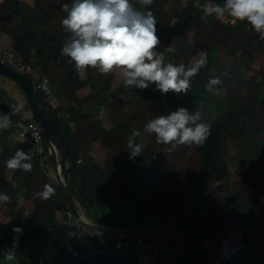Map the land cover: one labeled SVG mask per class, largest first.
<instances>
[{"label": "trees", "instance_id": "1", "mask_svg": "<svg viewBox=\"0 0 264 264\" xmlns=\"http://www.w3.org/2000/svg\"><path fill=\"white\" fill-rule=\"evenodd\" d=\"M17 1L0 2V37L23 63L32 66L27 77L39 72L55 93L56 78L62 76L55 106L42 89L36 90V97L44 117L59 130L56 116L61 108L68 110L70 134L64 141L71 162L67 168L69 188L75 198L87 207L100 202L117 205L131 199L145 212L148 224H167L174 217L179 223L229 234L235 251L221 264H239L237 259L242 256V264H264V40L251 25L247 21L232 24L214 16L201 19L205 7L194 2L153 0L146 8L135 4L152 14L156 3L163 5L162 20L156 28L160 40L156 51L164 54L166 62L187 66L203 50L207 52V65L192 79L186 94H163L153 90L155 84L144 91L131 92L118 71L107 75L90 67L77 71L69 58L60 55L69 35L61 23L67 15L63 5H70L72 0H32L25 9L12 12ZM213 78L221 81L214 86L215 94L207 90ZM113 88L116 90L110 93ZM180 107L199 112L200 122L211 125V134L201 146L179 145L169 151L171 146L158 143L155 134L146 132L144 126ZM0 112L11 121L22 116L5 101L0 102ZM243 117L248 125L243 124ZM118 122L129 126L127 137L113 129ZM227 130L249 141L260 136L261 155L249 157L238 151L226 158L223 132ZM10 132L11 126L0 130V193L5 194L6 188L12 190L8 201H0V228L19 227L22 235L14 261L5 260L3 251L11 247L16 233L11 239L0 237V264H142L144 250L140 246L123 249L116 255L98 256L82 243L92 239L89 229L79 222L66 228L65 213L71 207L65 188L54 176L53 156L48 151L43 158L30 156L25 161L32 165L30 172L9 169L5 162L18 150L27 154L16 135L13 144H2ZM133 133H139L135 143L141 144L143 151L130 159L129 139ZM43 134L47 142L48 136L44 131ZM86 143L90 148L85 164L78 167L80 148ZM157 146L161 150L159 181L164 192L159 186L150 188L143 180L149 172L146 163L151 166V152ZM233 166L242 168L244 175L232 182L239 191L227 204L221 191L231 184ZM84 171L90 176L89 185L83 183ZM46 185L54 189V195L42 199L38 194ZM199 188H204L215 204L214 215L195 212L204 205L194 196ZM96 223L112 226L110 220ZM164 236L173 248L174 264H217L220 238L188 232ZM41 238L49 241V246L32 261L27 253L39 245ZM94 244L111 247L114 241L103 236Z\"/></svg>", "mask_w": 264, "mask_h": 264}, {"label": "clouds", "instance_id": "2", "mask_svg": "<svg viewBox=\"0 0 264 264\" xmlns=\"http://www.w3.org/2000/svg\"><path fill=\"white\" fill-rule=\"evenodd\" d=\"M153 3V0H72L64 4L63 11L67 14L61 23L64 31L69 33L60 55L69 58L77 71L95 68L101 74L118 71L123 83L130 87L146 90L155 84V90L163 94L172 91L176 94L190 92L192 79L202 67L207 65V52L200 50L194 63L185 65L166 62L163 53L156 51L160 45L156 35V20L148 11H141ZM201 19L214 16L219 20L230 18V22L247 21L252 30L264 40V0H223V3L210 0V6L203 9ZM171 49H169L170 51ZM221 81L213 78L207 90L215 94L214 86ZM199 112H189L180 107L168 115H160L148 121L144 129L154 133L158 143L170 145L169 151L179 145L201 146L211 134V125L200 122ZM10 119L0 115V130L10 126ZM133 133L129 139L130 159L141 155L143 146L135 143ZM30 156L23 150L5 163L9 169L32 170L28 161ZM42 199L54 195V189L45 186L38 194ZM8 195L0 193V201H8ZM16 233L11 247L3 251L7 261L16 259L19 236L22 229L14 227Z\"/></svg>", "mask_w": 264, "mask_h": 264}, {"label": "crops", "instance_id": "3", "mask_svg": "<svg viewBox=\"0 0 264 264\" xmlns=\"http://www.w3.org/2000/svg\"><path fill=\"white\" fill-rule=\"evenodd\" d=\"M184 2H194L196 4H199L200 6L206 7V6H210V0H181ZM32 0H18L16 3H14L11 7V11L12 12H16L18 10L21 9H25L27 7V5L29 3H31ZM214 2H218V3H223L220 0H214ZM164 11V7L161 3H156L155 8L153 9V16L155 17L156 20V28L160 25L161 20H162V14ZM262 49L258 50L257 52H255L253 54V56H251L249 59H252L254 56L257 55V53H260ZM0 61H1V57H0ZM85 70H89V68L85 69ZM1 73V72H0ZM4 74V73H2ZM5 75V74H4ZM7 76V75H5ZM1 78V75H0ZM62 79L61 77H57L56 78V91H55V98L57 99V97H59L60 95V80ZM15 83H12V94L8 93L6 90L1 89L0 90V102H7L8 104L14 106L20 113L22 116H26V113L28 112L27 109V98L26 95L24 93V90L21 86V84L19 82H17L16 80H14ZM262 88L264 89V82L262 83ZM128 89L131 92L134 91H144L135 87H130L128 86ZM116 89H110L109 92L112 93L114 92ZM221 94L224 96L226 94V92H221ZM55 105H56V101H55ZM67 113L68 110L65 108H61L60 113L56 116V121L57 123L60 125V130L58 129V133H61L63 138L65 136H68L70 134V126L68 124V121L66 119L67 117ZM4 115V114H2ZM27 117V116H26ZM242 122L244 125H248V120L247 118L243 117L242 118ZM114 130L118 131L119 133L123 134L125 137L128 136L129 133V126L126 123L123 122H118L114 125L113 127ZM58 133L54 134V133H49L48 135V153L50 155L53 156L54 159V165L52 167L53 169V173L54 176L58 182V184L63 187L66 188V183H65V175H64V170L70 167L71 162L69 157L67 158L66 162H64V154H65V149L64 151H61V144L58 141ZM224 135V145H223V150H224V154L226 156V158H230L232 157L235 153H237L238 151H242L246 156H252V155H261V150L263 147V140L260 136H257L254 138L253 141H249L247 140L243 135L241 134H237L232 130H227L223 132ZM52 137V138H51ZM56 137V138H55ZM58 137V138H57ZM52 139V140H51ZM55 141H54V140ZM143 141H146V137H142L141 138ZM51 141V142H50ZM15 142V133L12 131L9 134H7L3 140H2V144L6 145V144H13ZM56 142V143H55ZM50 143H53L56 147H57V154L53 153L50 149ZM59 148V149H58ZM90 148L89 143L84 144L81 148H80V156H79V160L77 162V166L78 167H82L85 164V159H86V154L88 152ZM60 150V151H59ZM62 154V155H61ZM161 155V150L160 148L157 146L155 147L152 152H151V156H152V161H151V166L148 165V163H146L149 172H146L143 176V180L146 184H148V186L151 187H157L159 186L160 190L162 192H164L163 187H161L160 185V181H159V177L161 175V171H160V167L158 166V158ZM57 156V157H56ZM60 163L61 166V172H62V178L58 175L57 169H56V165L57 163ZM145 165V166H146ZM233 170V174H232V180H231V184L224 188L221 191V196L226 198V203L229 204L231 201V197L232 195L239 191V188H236L232 182L235 181L236 179L242 177L244 175V170L238 166H233L232 167ZM83 183L84 185H89L90 184V176L88 175L87 172L84 171L83 174ZM181 188L184 190L185 189V185H182ZM6 195H11L12 194V190L9 188L5 189L4 192ZM74 196V195H73ZM194 196L198 199H201L204 202V205L202 207H198L195 212H203V211H208L211 215L215 214L216 211V206L215 204L207 197L206 194V190L204 188H199ZM75 198V196H74ZM76 202H77V207H78V203H81L77 198H75ZM99 203H97L98 205ZM82 210L84 212V208H89L87 206L82 205ZM120 206V210H125V211H130L132 212L134 203L131 199H128L120 204H117L116 207ZM94 207V206H92ZM137 207V206H135ZM125 208V209H124ZM139 208V207H137ZM140 209V208H139ZM141 210V209H140ZM142 213L139 214L138 217H141V220L138 222V217L133 218V224H130L127 226V228L132 227L134 225H142V224H146L148 222V219L146 217V214L143 210H141ZM85 216L88 219H94L93 216H88L85 212H84ZM243 214V213H241ZM182 215L186 216V212L183 211ZM99 218H101L99 215H97ZM132 217V216H130ZM177 219H175L174 217H171L168 219L167 223H177ZM111 227H116L119 229H123L120 226H115L112 224ZM124 228V229H127ZM98 232V231H96ZM173 233H177V232H173ZM97 235H99L100 237L103 238V236H107L112 237L114 236L115 232H98L96 233ZM13 235V230L7 227H3L0 228V237H4V236H8L10 239L12 238ZM230 242V241H229ZM221 251H220V255L217 261V264H221L224 260L229 259L230 257H232L235 249L232 247L231 243H229V249L227 250H223L224 249V245H223V240H221ZM49 246V241H47L45 238H41L39 241V245L36 248H32L29 250V252L27 253V257L32 260L35 261L38 259V257L40 256V254L45 251ZM40 247H43L42 249ZM40 248V249H39ZM39 249V256L37 258L31 259L30 258V252L31 250H36ZM144 250V249H143ZM225 256L223 258V260L221 261L222 256ZM202 256V255H200ZM238 263L242 264L244 261V256L239 257L238 259ZM142 264H156V262L150 257V255L144 250V256H143V262Z\"/></svg>", "mask_w": 264, "mask_h": 264}, {"label": "built area", "instance_id": "4", "mask_svg": "<svg viewBox=\"0 0 264 264\" xmlns=\"http://www.w3.org/2000/svg\"><path fill=\"white\" fill-rule=\"evenodd\" d=\"M4 0H0L3 2ZM208 7V6H206ZM230 22V18L224 20ZM231 23V22H230ZM0 57L1 61L8 64L17 72L26 75L32 72V66L23 63L20 57L15 51L9 49L0 37ZM35 83L37 89H42L51 98L52 105L55 106V93L52 87L43 79V76L39 72H33L31 78ZM0 115L2 113L0 112ZM11 121V120H10ZM10 126L12 131L17 136L19 142L24 146L27 154L35 158H43L48 151V144L44 139L43 128L32 117L21 116L11 121ZM78 209L83 220L91 222V219H87L85 216L81 203H78ZM78 222L75 212L71 209L65 213L64 225L66 228L71 227ZM88 229V228H87ZM89 234L92 239L89 241H82L84 245L98 256L116 255L123 249L130 248L132 246H140L144 249L150 257L156 262V264H174V252L170 243L167 241L163 233L159 234H147L142 236H134L127 232H115L114 236L109 239L114 241L113 246L105 247L98 244H94V241H100L103 238L97 235L96 231L89 229Z\"/></svg>", "mask_w": 264, "mask_h": 264}, {"label": "water", "instance_id": "5", "mask_svg": "<svg viewBox=\"0 0 264 264\" xmlns=\"http://www.w3.org/2000/svg\"><path fill=\"white\" fill-rule=\"evenodd\" d=\"M223 2V0H220ZM0 72L4 73L5 75L13 78L17 82H19L24 90V93L26 95L27 101L29 108L32 112L33 117L37 120V122L42 126L44 132L48 136L49 133H51V129L55 128L58 133V128L52 125L47 121V119L44 117L40 107L39 103L37 101L36 97V86L33 80L30 77H27L26 75H23L19 72H17L15 69L10 67L8 64L0 61ZM59 138L62 140L65 146V154H64V162H66L68 156L67 153V145L64 141V138L61 133H58ZM48 144V142H47ZM64 175H65V183H66V188H65V194L67 197V200L69 202L70 207L72 210L75 212L78 222L81 223L84 227L98 231V232H127L131 235L134 236H142V235H147V234H159V233H173V232H188V233H197V234H202L205 236H212V237H218L221 240L227 239L230 241L232 247L235 249V244L233 240L231 239L230 235L227 233H221L219 231L215 230H208V229H203L200 227H195L183 223H167V224H162V223H157V224H142V225H134L132 227H129L127 229H119L116 227H111V226H106V225H99V224H94L92 222H87L82 219L79 209L77 207V202L69 188V181H68V174L67 170H64Z\"/></svg>", "mask_w": 264, "mask_h": 264}, {"label": "rangeland", "instance_id": "6", "mask_svg": "<svg viewBox=\"0 0 264 264\" xmlns=\"http://www.w3.org/2000/svg\"><path fill=\"white\" fill-rule=\"evenodd\" d=\"M1 78H0V90H6L8 93L12 94L13 88H12V83H15L14 79L5 76L4 74L0 73ZM16 84V83H15ZM26 116L29 118H32V112L30 109H28V112L26 113ZM210 199V198H209ZM117 205H111L106 202H100L98 205H94V207H89V208H84V212L88 216H93L94 219H91L90 221L94 224H97L96 222L99 220H102L103 222H106L110 220L111 225L115 226H120L123 229L127 228L128 225L133 224V218L138 217L142 211L133 206L132 212L125 211V210H120V206L116 207ZM97 215H99L101 218H99ZM132 216V217H130ZM89 218V217H88ZM87 218V219H88ZM141 220V217H138V222ZM41 249L43 247H40ZM39 248V249H40ZM39 249L36 250H31L30 252V258L34 259L37 258L39 255ZM225 256L223 255L221 258V261L223 260Z\"/></svg>", "mask_w": 264, "mask_h": 264}, {"label": "bare ground", "instance_id": "7", "mask_svg": "<svg viewBox=\"0 0 264 264\" xmlns=\"http://www.w3.org/2000/svg\"><path fill=\"white\" fill-rule=\"evenodd\" d=\"M52 133L56 134L57 133V130L55 128L51 129L50 130ZM52 138V137H51ZM56 138V137H55ZM58 138V137H57ZM52 140V139H51ZM54 140V139H53ZM55 141V140H54ZM58 141L59 143L61 144V151L65 149V146H64V143L62 142V140L60 138H58ZM51 142V141H50ZM56 143V142H55ZM50 149L53 153L57 154V147L53 144V143H50ZM59 149V148H58ZM60 151V150H59ZM62 155V154H61ZM57 157V156H56ZM56 169H57V172H58V175L62 178V172H61V166H60V163L58 162L57 165H56ZM229 240L227 239H223V245H224V249L223 250H227L229 249Z\"/></svg>", "mask_w": 264, "mask_h": 264}]
</instances>
